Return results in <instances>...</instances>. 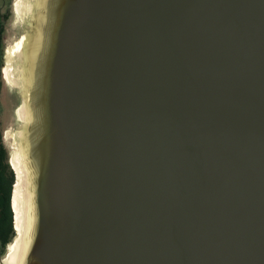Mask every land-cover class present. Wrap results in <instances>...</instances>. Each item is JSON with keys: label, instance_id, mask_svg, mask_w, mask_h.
Returning <instances> with one entry per match:
<instances>
[{"label": "water", "instance_id": "obj_1", "mask_svg": "<svg viewBox=\"0 0 264 264\" xmlns=\"http://www.w3.org/2000/svg\"><path fill=\"white\" fill-rule=\"evenodd\" d=\"M42 11L23 264H264V0Z\"/></svg>", "mask_w": 264, "mask_h": 264}, {"label": "bare ground", "instance_id": "obj_2", "mask_svg": "<svg viewBox=\"0 0 264 264\" xmlns=\"http://www.w3.org/2000/svg\"><path fill=\"white\" fill-rule=\"evenodd\" d=\"M45 0H17L16 13L27 17L29 23L35 15L38 17L39 27L32 35L27 46V33L23 32L15 39L12 45L7 46L6 54V79L12 87L19 89L20 95L25 99L24 103L17 106L18 121L21 129L12 134L14 147L11 153V163L18 173V180L14 185L12 195V209L15 223V238L8 245L7 254L4 256V264H23L25 254L32 238V230L35 219L34 196L31 188V170L28 167L26 156L25 126L31 121L33 112L29 102V92L32 85V67L34 68L39 45L43 38L42 26L45 20L42 8ZM39 9V11H37ZM27 46V47H26ZM27 49V50H26ZM32 71V73H31ZM28 100V102H27ZM6 131V135H9ZM11 139V138H10ZM11 143V142H10ZM12 146V145H11Z\"/></svg>", "mask_w": 264, "mask_h": 264}, {"label": "rangeland", "instance_id": "obj_3", "mask_svg": "<svg viewBox=\"0 0 264 264\" xmlns=\"http://www.w3.org/2000/svg\"><path fill=\"white\" fill-rule=\"evenodd\" d=\"M17 0H0V9L3 13H7V18L3 20V33L1 43L2 58L0 64L2 66V87L0 93V127L2 128V139L3 143L8 152L9 158L11 159V153L13 151L14 142L12 134L18 132L21 129L20 122L18 121L17 106L21 100L19 89L12 87L6 79V54L7 46L19 37L23 32L27 33V41L32 37H35V33L38 29V17L31 18L21 17V14L17 15L15 11V5ZM15 4V5H14ZM38 8L37 11H39ZM18 104V105H17ZM6 131H9V135H6ZM26 126H25V139L23 144L29 147L28 138L26 137ZM11 138V139H10ZM11 142V143H10ZM27 143V144H26ZM12 145V146H11Z\"/></svg>", "mask_w": 264, "mask_h": 264}, {"label": "trees", "instance_id": "obj_4", "mask_svg": "<svg viewBox=\"0 0 264 264\" xmlns=\"http://www.w3.org/2000/svg\"><path fill=\"white\" fill-rule=\"evenodd\" d=\"M7 18V13H2L0 17V59L1 43L3 33V20ZM2 84V68L0 64V91ZM2 128L0 127V254L5 250V246L14 236L12 224V211L10 207L11 189L14 182V173L9 164V155L2 139Z\"/></svg>", "mask_w": 264, "mask_h": 264}, {"label": "crops", "instance_id": "obj_5", "mask_svg": "<svg viewBox=\"0 0 264 264\" xmlns=\"http://www.w3.org/2000/svg\"><path fill=\"white\" fill-rule=\"evenodd\" d=\"M1 13H2V11H1V9H0V17H1ZM3 83V82H2ZM1 87H2V84H1ZM0 93H1V91H0Z\"/></svg>", "mask_w": 264, "mask_h": 264}, {"label": "flooded vegetation", "instance_id": "obj_6", "mask_svg": "<svg viewBox=\"0 0 264 264\" xmlns=\"http://www.w3.org/2000/svg\"><path fill=\"white\" fill-rule=\"evenodd\" d=\"M14 5H15V4H14ZM15 11H16V5H15ZM2 13H3V12H2ZM2 13H1V14H2Z\"/></svg>", "mask_w": 264, "mask_h": 264}]
</instances>
